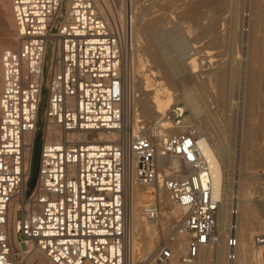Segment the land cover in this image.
Segmentation results:
<instances>
[{
	"label": "built area",
	"instance_id": "1",
	"mask_svg": "<svg viewBox=\"0 0 264 264\" xmlns=\"http://www.w3.org/2000/svg\"><path fill=\"white\" fill-rule=\"evenodd\" d=\"M11 7L15 46L1 53L0 264H20L22 245L42 251L51 264H134L127 194L157 180L159 153L180 160L164 187L183 212L174 217L161 201L145 206L157 243L136 264H200L202 250L219 241L221 200L212 196L211 168L188 109L174 103L153 121L136 104L124 55L133 46L130 26L105 18L95 0H11ZM244 17L247 33L250 11ZM44 90L43 147L28 194ZM80 132L90 138H78ZM99 132L110 138H97ZM17 202L19 245L9 229ZM237 215L233 204L229 264L238 246ZM253 241L264 245V233Z\"/></svg>",
	"mask_w": 264,
	"mask_h": 264
},
{
	"label": "rangeland",
	"instance_id": "2",
	"mask_svg": "<svg viewBox=\"0 0 264 264\" xmlns=\"http://www.w3.org/2000/svg\"><path fill=\"white\" fill-rule=\"evenodd\" d=\"M231 1L106 0L104 5L107 6H105L104 13L107 18L112 17L121 25L124 24L126 13H132L135 23L134 32L132 30L134 41L133 46H129L124 53L126 64L130 70H134L133 73L135 72L139 76V80L143 78L142 80L145 81L146 88L152 92L153 98L158 101L157 95L170 96L173 94L175 99L172 104L180 102L186 107V97H183V91L185 88L190 89L194 83L200 85L202 90L199 88L197 89L198 93H196L200 95L198 98L202 101L201 108H203V112L200 110V114L197 112L193 115L192 123L196 127L201 124L204 125V131L210 133L212 139L216 142H221L222 139L225 140L222 141H224L223 143L227 148V158L230 161V166L227 169L229 175L233 176L236 181L239 178V174L246 171L257 175L260 179H264V8L261 10L259 24L256 27L258 30L255 33L260 42L261 49L258 53L260 54L259 60L263 63L261 65L262 74L257 79L252 78V81L247 74V68L250 66L248 36L252 27L254 0L250 1L251 3L245 0ZM6 2H9L11 7L10 0H0V73L3 49L15 46V43L9 46L7 41L10 37L4 32L3 8ZM108 6L111 7L109 10H107ZM245 11H250V31L249 33L247 32L248 35L243 30V25L247 20L244 17ZM177 23L181 24L185 31L184 36L189 41L186 49L188 56L186 57L185 54V56H182L184 59L180 57L182 60L178 58L175 62H171V58L169 59L167 55H163V53H166L164 51L166 49L168 51L169 48L158 42L157 34L162 32L163 29H171ZM9 28L15 31V24L9 25ZM152 29H157L156 37L151 33ZM169 63L170 65L167 66ZM185 63L191 64L193 70H201L199 71L201 77H199L198 81L189 78L188 74H183L182 71H178L180 75L176 72L180 77L177 74L172 73L174 76L171 74V70L175 72V69H181L182 64ZM171 64L175 66L172 67ZM158 70L161 72L157 74L156 71ZM169 70L170 73L168 72ZM210 71L218 72L220 76L216 80L211 81L207 77V72ZM175 75L177 79L181 78L180 81L176 78L174 79ZM250 88L251 90L255 88L256 95L252 96V103L248 105L247 91ZM1 90L2 80L0 77V94ZM46 93L47 91L44 90V102L41 104L40 118L37 123L38 130L33 141L32 169L31 177L28 181V194L34 188L38 178L45 126L42 117ZM188 111L191 114L189 109ZM146 118L149 119L148 117ZM248 129L251 130L253 138L250 146L247 144L246 139L242 137V131ZM224 134L226 138L223 137ZM249 148L253 150V155L258 159L255 160L254 164L252 163V168L250 167L251 164L245 161V154H247ZM248 168L249 170H246ZM256 199V203L263 201V197H256ZM14 227L15 225L12 223L11 228L13 229ZM250 230L252 238L256 233H264V229L250 227ZM252 248L253 250L263 249L264 251V246L254 247L253 245ZM29 249L32 248L22 245L21 252ZM28 259L21 255L20 262L22 264H35L34 261ZM256 263L259 264L253 259L249 264ZM46 264L51 263L47 260ZM209 264L214 263L210 261ZM260 264H264V259L261 260Z\"/></svg>",
	"mask_w": 264,
	"mask_h": 264
},
{
	"label": "bare ground",
	"instance_id": "3",
	"mask_svg": "<svg viewBox=\"0 0 264 264\" xmlns=\"http://www.w3.org/2000/svg\"><path fill=\"white\" fill-rule=\"evenodd\" d=\"M105 1L106 0H95L98 10L104 15L105 18H107V16L104 13V9H106L105 6H107L104 5ZM110 8L111 7L108 6L107 10H109ZM262 8H264V0H254L253 8H252V22H251L252 27H251V32L248 36L249 37L248 47L250 50L248 57H249L250 66L249 68H247V72H248L247 74L251 80L252 78L257 79L262 74L261 65L263 63L259 60L260 54L258 53V51L261 49L260 42L258 38L255 36V33L258 30L256 27L257 24H259V18ZM126 16L124 20V25H126L127 27L130 26V28H132L134 32L135 23L133 20V16L131 15L132 16L131 20L128 19L129 16H127L128 18ZM3 18H4L3 23L5 25L4 32H6L10 37V39H8L7 41L10 46L15 43V31H13V29H10L9 25L11 24L14 25L15 21L12 12V7H10L9 2H6V4L4 5ZM249 20L250 17L248 19V22ZM156 32L157 29L151 30V33L154 34L153 36L155 37H156L155 35ZM184 32L185 31L181 27V24L177 23L171 29L168 30L163 29L162 32L157 34L158 42L163 43L164 46H167V48H169L168 51H166L167 49L166 50L164 49L165 51L163 50L164 52H166L163 53V55H167L169 59L171 58L170 59L171 62H175L178 58L185 56L186 54V49L189 44V41L184 36ZM187 56L188 55L186 54V57ZM182 58L184 59V57ZM182 58L180 59L182 60ZM169 65L170 63L167 64V66ZM171 66L174 67L175 65L173 66L171 64ZM133 71L134 70H131L130 72L133 80L132 83L133 93L135 95L136 104L138 105L141 113L145 115V117H148L149 119L153 118L150 120L154 121L158 119L160 116H162L163 113H165V111L172 104L175 97L173 94L170 96L157 95L158 101L155 100V98H153L152 92L146 88L145 81L142 80L143 78L139 80L138 78L139 76L135 72L133 73ZM178 71L180 72L182 71L183 74L187 73L189 78L193 79L194 81H198L199 77H201V74L199 73V71L201 70H193V66H191V64L189 63L182 64V68L179 70L175 69V72L174 71L172 72L171 70V74L178 73L180 75ZM156 72L158 74L161 71L158 70ZM168 72L170 73V70ZM207 74H208L207 77H209L211 81L216 80L220 76V73L218 72L216 73L214 71L207 72ZM176 77L177 76L175 75L174 79ZM180 79L177 80L180 81ZM179 81H177V83ZM172 82L174 83V81ZM199 88L200 85L194 83L190 89L185 88V90L183 91L184 96L183 95L182 96L184 98L186 97L185 98L186 108H188L191 111V114L189 113L188 116L190 121H192L193 115H195L197 112L199 113L200 110L201 112H203L202 111L203 108H201L202 101L198 98L200 95L197 94L198 93L197 89ZM255 88H253L252 90L250 88V90L247 91L249 98L248 105H251L252 103V96L256 95ZM200 90L202 89L200 88ZM204 127L205 126L202 124L197 127V131L199 135L198 147L201 150L204 159L209 163L211 168L210 180L212 181V196L214 199H220L221 204L218 213L216 215L217 223L215 228L219 241L217 242V244L213 246L209 245L202 250L199 263L209 264V262L211 261L214 264H229L228 261L229 247L227 244V237L230 232L229 212L232 205L236 204L238 208V215L236 217V222H237L236 236L238 238V246L235 249L236 257L235 260L233 261V264H249L251 263V261H253V259L260 264L261 260L264 259V251L263 249L253 250L252 246L254 245V241L252 235H250V231H251L250 227L254 229H264V218H263L264 179L263 178L260 179L257 177V175L252 174L251 172L248 171L240 173L239 178L238 179L236 178L237 181L233 176H230L227 169L230 166V161L227 158L228 151L225 144L223 143L225 140L222 139L224 140L222 141L220 139L221 142H216L215 140L212 139L210 133L204 131ZM250 131L251 130L249 129L246 131L245 130L242 131V137L243 139L244 138L246 139V142L247 144H249V146L253 141L252 134ZM50 136H51L49 137L50 140L55 139V136L53 135L52 131H50ZM77 137L81 139L90 138L85 132L78 133ZM223 137L226 138V135L224 134ZM97 138L109 139L110 137L102 132H99ZM245 155H246L245 161L248 162V164H251L250 167L252 168V163L254 164L255 160L258 159L253 155V150H251L250 148L248 149V152ZM29 159H30V151L27 154V160ZM158 165H159V175L154 183L149 185L135 184L131 187V189H129L127 194L126 207H127V216L132 228L131 254L134 264H136L137 261H140L142 258H146V256L148 257L149 255H151L157 243V238L155 234L156 228L155 225L146 216L144 210L145 206H148L154 203L155 201H161L166 207L169 208L170 213L174 217L181 215L183 212L182 208L179 205H176L171 201L170 194L164 187L165 176L171 173L172 170H176L180 167V160L170 155H162L161 153H159ZM169 165L171 166V169L167 168ZM249 168L246 170H249ZM256 197H263V201L260 203H256L255 202L257 200ZM19 204L20 203L18 202L17 204H12L9 214V229L11 231L13 241L16 245H19L17 243L18 240L16 234V229H17L16 217H17V208ZM12 223H14L15 225L13 229L11 228ZM255 246H264V245L260 244V245H254V247ZM22 255H24V258H29L28 260L34 261L35 264H46L48 260L46 255L42 251L37 249H29L27 251H23ZM20 263L22 264V262Z\"/></svg>",
	"mask_w": 264,
	"mask_h": 264
}]
</instances>
